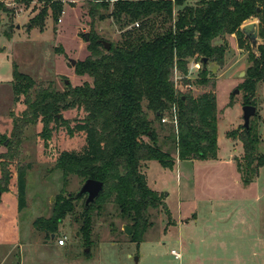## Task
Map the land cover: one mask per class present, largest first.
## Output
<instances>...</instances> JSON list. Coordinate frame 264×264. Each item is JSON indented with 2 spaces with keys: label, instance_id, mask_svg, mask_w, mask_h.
I'll list each match as a JSON object with an SVG mask.
<instances>
[{
  "label": "rangeland",
  "instance_id": "rangeland-1",
  "mask_svg": "<svg viewBox=\"0 0 264 264\" xmlns=\"http://www.w3.org/2000/svg\"><path fill=\"white\" fill-rule=\"evenodd\" d=\"M62 1L59 20L54 21L49 9L40 28L30 21L42 5L40 0L28 3L5 0L14 8L15 26L11 35L6 36L3 30L10 19L1 12L0 153L7 150L13 116L25 107L22 96L14 98L13 61L21 71L44 84L52 82L59 90L64 88L65 79L73 85L91 81L86 74H76L69 60L76 61L87 53L84 33L89 30L91 20L89 0ZM251 21L258 23L253 16L247 19ZM95 29L105 41L121 37V30L111 16L98 19ZM256 40L260 42L261 38L257 36ZM214 42H225L227 47L223 63L205 61L210 84L195 81L199 68L192 64L198 61L203 65L198 59L189 60L185 75L174 70L172 78L180 90L188 89L194 95L209 90L217 96V156L180 160L171 140L165 138L170 126L164 124V130H159L160 141L166 139L162 147L171 151L175 161L165 167L156 159H149L145 165L148 183L164 193L166 206L149 209L152 224L143 239L139 243L130 240L122 228L128 222L121 218L112 202H107L104 210L94 215L90 235L93 241L89 246L71 214L64 217L55 235L46 234L33 224L36 217L51 214L55 196L63 187L65 193H75L81 187L83 180L76 175H70L63 185L62 172L55 167V161L62 149L80 152L85 144V134L82 131L70 134L64 123H52L50 137L44 139L40 135L43 124L37 121L24 128L13 155L4 157L11 178L8 188L0 189V264H264V165L251 183L244 184L235 164V157L243 152L242 143L227 133L244 121V95L239 83L244 80L250 63L249 50L238 44L235 33L216 37ZM248 42L251 44L250 38ZM236 87L238 91L234 92ZM255 99L259 146L264 153L263 81L257 85ZM143 108L154 118L153 112L146 109V101ZM165 112L169 115L168 109ZM61 114L73 125L84 113L82 107H73L63 109ZM154 120L159 126V120ZM27 164L26 205L20 209L16 169ZM83 198L81 195L76 210L80 209ZM64 236V244H59ZM86 247L89 255L84 253ZM171 248L180 251L181 257L175 258Z\"/></svg>",
  "mask_w": 264,
  "mask_h": 264
},
{
  "label": "trees",
  "instance_id": "trees-1",
  "mask_svg": "<svg viewBox=\"0 0 264 264\" xmlns=\"http://www.w3.org/2000/svg\"><path fill=\"white\" fill-rule=\"evenodd\" d=\"M40 1L42 5L30 21L42 28L49 9L54 21L59 20L63 1ZM13 9L5 0H0V25L1 12L10 19L7 29L3 30L6 36L11 35L15 26ZM88 14L91 20L89 36L85 38L87 53L73 66L76 74H86L91 81L83 80L75 85L64 82V88L59 90L52 82L44 84L21 71L13 61L14 98L22 96L25 107L13 116L7 150L0 153L3 157L0 189L8 188L11 178L9 163L4 157H11L17 150L24 128L41 121L40 135L47 139L52 123H64L70 134L82 131L85 144L80 152L62 149L57 156L55 167L62 172L63 185L70 175H76L82 180L100 179L103 189L87 206L83 198L80 209L76 210L81 197H75L73 192L65 193L63 187L55 196L51 214L36 217L33 224L46 234L55 235L64 217L71 214L89 246L93 241L90 235L94 215L102 212L107 202H112L130 226V240L139 243L152 224L149 209L166 206L164 193L148 183L145 172L149 159H156L165 167L175 161L171 151L162 147L166 139L160 141L159 130H164V124L170 126L165 138L171 140L180 160L214 158L219 149L217 96L209 90L194 95L188 89H178L172 78L174 70L185 75L189 60L204 56L223 63L227 44L214 39L235 33L238 44L249 50L250 63L244 80L239 83L243 104L256 106V88L260 81L264 82V0H89ZM110 16L121 30V37L108 41L106 47L95 22ZM251 16L258 20L257 36L261 38L260 42L256 40V47L249 44V36L243 30ZM198 72L197 84L211 83L206 65ZM143 101L146 109L159 120V126L143 108ZM172 106L178 118L176 127L160 121L164 111ZM73 107H82L84 114L70 125L61 113ZM257 117L256 111L247 127L240 124L227 132L242 143L243 152L235 157V164L244 184L251 183L264 165ZM27 167L29 164L18 165L16 169L20 209L26 205ZM84 253L90 254L87 250Z\"/></svg>",
  "mask_w": 264,
  "mask_h": 264
},
{
  "label": "water",
  "instance_id": "water-1",
  "mask_svg": "<svg viewBox=\"0 0 264 264\" xmlns=\"http://www.w3.org/2000/svg\"><path fill=\"white\" fill-rule=\"evenodd\" d=\"M27 24L29 25L30 22H28ZM243 30L245 31L246 35L249 36L251 43L255 45L257 34H258V27L256 26V22L255 21L247 22V24L243 25ZM84 36L86 39H88L89 32L86 31L84 33ZM101 41L103 44H105L106 47L109 46L108 41H105L104 39H101ZM206 59L207 58L205 56L200 59V61L203 63L204 66L206 65V62H205ZM69 60H70L71 65H74L75 59L70 58ZM67 81L68 80L65 79V82ZM237 91H238V88L237 87L234 88V92H237ZM242 112H243V119H244L242 124L247 127L250 122L251 116L256 113V106L252 103L243 104ZM6 143H7V140L4 142V144ZM80 185L81 187L74 193V196L81 197V195H84L85 196L84 202L86 206L92 203L96 199L100 191L103 189V184L100 179H95V178H90V177L85 178ZM122 228L126 234H130L131 229L128 224H123ZM85 250H88V247H86Z\"/></svg>",
  "mask_w": 264,
  "mask_h": 264
},
{
  "label": "built area",
  "instance_id": "built-area-1",
  "mask_svg": "<svg viewBox=\"0 0 264 264\" xmlns=\"http://www.w3.org/2000/svg\"><path fill=\"white\" fill-rule=\"evenodd\" d=\"M135 25H138V22H135ZM177 120H178V118H177L175 106H172L169 109V115L166 114V112L164 111L163 115L161 116V121L162 122H169V123L173 124L175 127L177 125ZM65 238H66V236H64V238H60L59 241H58L59 244H64ZM170 251L175 256V258H180L181 257V253L177 249L171 248Z\"/></svg>",
  "mask_w": 264,
  "mask_h": 264
},
{
  "label": "crops",
  "instance_id": "crops-1",
  "mask_svg": "<svg viewBox=\"0 0 264 264\" xmlns=\"http://www.w3.org/2000/svg\"><path fill=\"white\" fill-rule=\"evenodd\" d=\"M192 65H194L196 69H197V68H200V66H201V65H200V62H198V61H197V62L194 61Z\"/></svg>",
  "mask_w": 264,
  "mask_h": 264
},
{
  "label": "flooded vegetation",
  "instance_id": "flooded-vegetation-1",
  "mask_svg": "<svg viewBox=\"0 0 264 264\" xmlns=\"http://www.w3.org/2000/svg\"><path fill=\"white\" fill-rule=\"evenodd\" d=\"M85 197V196H84Z\"/></svg>",
  "mask_w": 264,
  "mask_h": 264
}]
</instances>
